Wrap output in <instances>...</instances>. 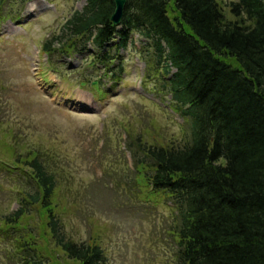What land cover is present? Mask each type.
Wrapping results in <instances>:
<instances>
[{
    "label": "trees",
    "instance_id": "16d2710c",
    "mask_svg": "<svg viewBox=\"0 0 264 264\" xmlns=\"http://www.w3.org/2000/svg\"><path fill=\"white\" fill-rule=\"evenodd\" d=\"M12 1L21 7L0 14L1 21L5 14L16 20L28 0H0V12ZM85 1L42 50L82 53L91 42L94 63L113 74L136 32L154 50L146 65L160 69L176 110L189 121L180 144L140 136L128 143L146 182L177 210L176 264H264V0L230 1L234 19L218 0H126L118 26L110 20L113 0ZM39 155L12 161L30 174L33 189L20 188L18 207L0 216V238L13 243L17 264H49L33 228L21 225L39 205L67 258L107 264L99 245L66 234L50 201L55 175Z\"/></svg>",
    "mask_w": 264,
    "mask_h": 264
},
{
    "label": "rangeland",
    "instance_id": "374dc122",
    "mask_svg": "<svg viewBox=\"0 0 264 264\" xmlns=\"http://www.w3.org/2000/svg\"><path fill=\"white\" fill-rule=\"evenodd\" d=\"M230 1L218 0L234 19ZM84 4L28 0L17 20L0 18V216L18 207L20 188L33 189L30 174L12 161L38 151L55 175L51 206L70 238L99 245L107 264H176L177 210L149 187L127 145L137 136L180 144L189 121L176 110L160 69L146 65L154 50L137 33L119 51L112 75L94 63L91 43L82 53L42 50ZM17 7L12 1L0 14ZM29 211L21 225L33 228L49 264H80L54 244L45 208ZM12 248L0 238V264H17Z\"/></svg>",
    "mask_w": 264,
    "mask_h": 264
},
{
    "label": "water",
    "instance_id": "95a60500",
    "mask_svg": "<svg viewBox=\"0 0 264 264\" xmlns=\"http://www.w3.org/2000/svg\"><path fill=\"white\" fill-rule=\"evenodd\" d=\"M115 8L110 17L114 24H118L123 16L125 0H114Z\"/></svg>",
    "mask_w": 264,
    "mask_h": 264
}]
</instances>
